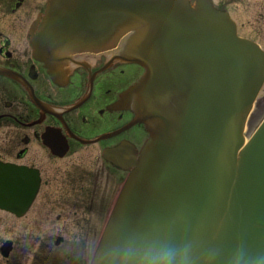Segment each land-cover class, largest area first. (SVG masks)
Here are the masks:
<instances>
[{
    "label": "water",
    "instance_id": "95a60500",
    "mask_svg": "<svg viewBox=\"0 0 264 264\" xmlns=\"http://www.w3.org/2000/svg\"><path fill=\"white\" fill-rule=\"evenodd\" d=\"M34 44L52 73L68 55L81 51H103L109 54L110 62L115 57L117 62L134 63L144 69L142 79L122 97L135 112L133 123L144 124L150 136L141 156L157 139L152 137L154 132L156 136L158 132H194L197 142L204 135L215 148L218 144V153L223 151L227 164L241 160L245 151L252 160L264 164V123L248 144H244L242 135L264 81V53L256 44L238 37L235 24L216 11L209 0H196L194 7L188 0H52ZM113 48L116 55L110 51ZM177 142L183 144L180 136ZM234 142L242 145L239 150L236 144V152ZM154 145L155 156L160 144ZM174 151L171 147L167 152L174 157ZM132 176L131 172L117 199ZM172 176L177 178L175 173ZM182 199L174 194L170 202L176 205ZM148 210L153 215L161 213ZM120 224L117 228L124 229ZM168 227L166 223L162 230ZM123 232L126 235V229ZM181 235L187 239L186 228L179 225L174 233L179 244ZM100 243L102 258L97 264H118L120 256L114 248L121 243L120 233L113 241Z\"/></svg>",
    "mask_w": 264,
    "mask_h": 264
},
{
    "label": "flooded vegetation",
    "instance_id": "af4514ba",
    "mask_svg": "<svg viewBox=\"0 0 264 264\" xmlns=\"http://www.w3.org/2000/svg\"><path fill=\"white\" fill-rule=\"evenodd\" d=\"M48 1L0 0V159L32 166L41 179L38 195L26 215L17 219L6 214L7 240L19 249V264L28 263V247L36 244L40 234L33 229L48 223L60 232L66 229L64 234L70 241L60 237L55 245L64 243L70 251L57 254L40 247V254L60 255L64 264H87L88 248L96 241V230L103 225L111 197L110 187L102 181L105 171L108 173L102 149L117 145L125 135L116 138L121 141L115 144L112 140L101 142L104 146L93 143L81 147L70 141L69 155L64 157L51 153L43 137L45 132H116L125 127L133 113L116 104L121 94L140 79L142 69L115 63L101 71L105 58H94L87 60L86 66L74 68L67 83H54L31 45L32 32L40 26ZM213 1L237 24L241 18L233 10L243 5L249 16L247 24L252 25L250 33L264 47V0ZM71 106L74 109L68 110ZM122 132L146 131L142 125H134ZM129 137L134 141V136ZM49 144L58 152L55 147L60 142ZM102 190L105 195L100 197L99 209L93 210V199ZM55 211L59 213L53 215ZM79 214L90 215L89 220H68ZM74 245L80 246L78 251Z\"/></svg>",
    "mask_w": 264,
    "mask_h": 264
},
{
    "label": "bare ground",
    "instance_id": "6f19581e",
    "mask_svg": "<svg viewBox=\"0 0 264 264\" xmlns=\"http://www.w3.org/2000/svg\"><path fill=\"white\" fill-rule=\"evenodd\" d=\"M110 51L115 54L116 49ZM102 52L70 54L61 67L67 68L82 59H101ZM115 60L113 57L111 65L105 62L103 65L112 66ZM155 133L152 137L157 139L148 144L150 151L141 156L137 146L134 152L137 156L131 152L136 157L131 159L127 155L128 160L118 162L132 171V181L117 199V208L108 221L113 228L108 226L103 234L97 229L99 234L108 235L109 241L120 233L121 243L114 248V253L120 256L118 264H140L137 257L143 251L162 246L178 248L187 255V260L177 264H264V164L252 160L246 151L243 154L247 158L243 155L241 160L227 164L223 151L218 153V144L215 148L204 135L197 142L194 132H158L157 136ZM178 136L183 144L177 142ZM43 141L48 142L45 136ZM155 142H159L160 150L154 156ZM193 144L198 149L191 147ZM220 144L224 145L221 140ZM236 144L239 150L242 147L234 142V152ZM171 147L177 152L174 157L167 152ZM147 193L150 194L146 198H139ZM131 194L132 200L128 199ZM174 194L184 199L174 205L170 202ZM148 209L161 213L153 215ZM166 223L169 227L162 230ZM119 224L124 229L117 228ZM179 225L187 231V239L181 235L180 244L174 237ZM104 236L100 244L107 241ZM100 258L102 251L98 250L93 264Z\"/></svg>",
    "mask_w": 264,
    "mask_h": 264
},
{
    "label": "rangeland",
    "instance_id": "374dc122",
    "mask_svg": "<svg viewBox=\"0 0 264 264\" xmlns=\"http://www.w3.org/2000/svg\"><path fill=\"white\" fill-rule=\"evenodd\" d=\"M239 8H236L233 10L235 16H238L240 17L241 19H238V25H239V32L241 35H249V36H254L253 34L250 33V30L252 29V25L248 26L247 24V18H249V16H247L248 14H246V11L244 9V6L243 5H239ZM255 39H257L258 41H260V39L257 37V36H254ZM264 88L262 89L260 95H259V99L255 105V108H254V112L252 113V118H254L256 116V119L257 120L260 116H261V113L264 111ZM253 129H254V125H248L247 126V129H246V132H245V135L246 136H250L253 132ZM81 134H87V138L89 137V134L92 135V136H98L102 133L100 132H80ZM99 133V134H98ZM95 155H98V154H95ZM94 155V156H95ZM93 156V158H94ZM101 166V164L98 165V168ZM104 169V168H103ZM96 175V174H95ZM95 175L93 176V180L96 182L95 180ZM106 176V177H105ZM102 181L107 184L110 189L112 190L111 187H115V182H114V179L113 177L109 176V174L105 171L103 177H102ZM105 191L102 190L97 192V194L95 195L94 199H93V210H98L99 209V206H100V197L102 195H105L104 193ZM48 208H51V206H47ZM80 208V206H79ZM52 209V208H51ZM54 209H58L56 206H54ZM59 212L58 211H55L53 213V215H57ZM1 216V215H0ZM76 217H71L69 216L68 220H80L82 218L86 219V220H89L88 216L90 215H85V216H81L80 214L79 215H75ZM33 230H37L40 232V234L36 237L35 241H36V244L28 247V253L30 255H34L36 253V249L37 247H43L46 251H49V252H56L57 254H60L62 252H69L70 251V248L69 247H63V244L60 246L58 245L57 247L55 246V244L57 243V241H59V238L62 237L65 241H70V236L64 234L66 229L63 230V232H60V229H52L51 225L49 224L48 226V223H43L42 224V227L40 229H33ZM1 230H0V240H1ZM9 243H12L11 241H9ZM1 245V243H0ZM1 247V246H0ZM74 247L77 249V251L79 250L80 246L79 245H74ZM16 248V246H15ZM94 248V245H92V249ZM37 254H36V257H35V260L34 261H40V264H48L50 261L47 262V257L46 255L45 256H42L40 257L41 254H45V252H42L40 254V250L39 248L37 249ZM49 257H52V256H49ZM64 259L62 256L58 255L57 258L53 261L55 262L54 264H64L63 260ZM34 261L32 262H29V264H35ZM21 262V258L17 259L16 260V257L12 256V254L10 255L9 259H8V262L7 264H19ZM24 264H28L26 261L24 262Z\"/></svg>",
    "mask_w": 264,
    "mask_h": 264
},
{
    "label": "clouds",
    "instance_id": "9594fccd",
    "mask_svg": "<svg viewBox=\"0 0 264 264\" xmlns=\"http://www.w3.org/2000/svg\"><path fill=\"white\" fill-rule=\"evenodd\" d=\"M137 258L140 264H177L180 260H187V255L178 248L162 246L146 249Z\"/></svg>",
    "mask_w": 264,
    "mask_h": 264
}]
</instances>
